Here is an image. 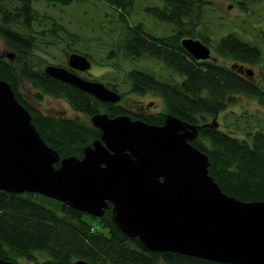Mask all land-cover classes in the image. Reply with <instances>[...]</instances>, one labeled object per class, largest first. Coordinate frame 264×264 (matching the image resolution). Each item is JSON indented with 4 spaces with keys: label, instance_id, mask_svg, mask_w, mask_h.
Instances as JSON below:
<instances>
[{
    "label": "trees",
    "instance_id": "obj_1",
    "mask_svg": "<svg viewBox=\"0 0 264 264\" xmlns=\"http://www.w3.org/2000/svg\"><path fill=\"white\" fill-rule=\"evenodd\" d=\"M45 1L51 5L58 3L64 6L73 2ZM157 1L162 4L145 8L144 11L172 25L171 35L158 38L143 33L141 26H127L123 42L124 54L131 58L147 55L165 64L172 73H181L186 78L184 84L179 85L175 81H160V78L149 72L131 70L126 73L130 92H150L151 95L161 97L169 115L193 125L202 122L204 125L198 127L197 139L191 141V144L207 156L208 176L213 178L220 190L240 202H263L264 129L237 138L205 122L209 116L215 118L217 110L231 103L233 95L244 93L258 97L264 92L243 80L231 67L224 68L208 61L194 63L189 53L179 44L182 36L195 37L202 43H208V37L200 33V29L205 26L202 16L204 8L208 6L207 0ZM13 2L11 6H2L0 0V40L2 46L14 54L11 59H4L5 56L0 55V78L11 85L16 101L30 112V121L48 147L55 149L61 159L72 155L81 158L82 148L100 137L99 129L72 118L37 111L19 91L22 82L28 83L36 91V101L42 94L55 99L62 98L72 110L85 114L88 119L97 112L107 113L112 118L123 114V111L113 103L100 102L91 94L46 75L44 69L38 67L32 59L35 57L36 38L16 28L21 25L31 29L34 22L39 24L40 12L31 6L32 0ZM102 2L110 5L127 24L126 17L133 0ZM50 25L52 29L45 27L37 33L42 36L45 33L55 35V31L62 28L52 20ZM212 50L222 58L245 65H255L263 56L257 45L244 42L231 33L219 38ZM111 88L117 90L113 85ZM43 197L46 196L0 190V259L17 264H77L81 260L93 264H221L174 252L147 250L136 237H126L112 223L111 204L100 218H94L55 199H51V209L40 204L39 198ZM91 221L99 225L97 231ZM102 228L106 230L105 233Z\"/></svg>",
    "mask_w": 264,
    "mask_h": 264
},
{
    "label": "water",
    "instance_id": "obj_2",
    "mask_svg": "<svg viewBox=\"0 0 264 264\" xmlns=\"http://www.w3.org/2000/svg\"><path fill=\"white\" fill-rule=\"evenodd\" d=\"M180 42L195 59L210 57L198 39ZM0 55L14 58L5 47ZM67 57V68L90 69L85 56L72 52ZM43 69L100 102L120 100L102 82L78 77L73 70L53 64ZM16 100L11 85L0 78V190L46 196L94 218L111 204L116 228L149 251L221 264H264V201L240 202L217 187L208 176L207 156L191 144L198 125L169 114L164 124L151 126L97 112L89 119L100 137L82 148L81 158L61 159ZM0 264L17 263L0 259Z\"/></svg>",
    "mask_w": 264,
    "mask_h": 264
},
{
    "label": "rangeland",
    "instance_id": "obj_3",
    "mask_svg": "<svg viewBox=\"0 0 264 264\" xmlns=\"http://www.w3.org/2000/svg\"><path fill=\"white\" fill-rule=\"evenodd\" d=\"M13 1L1 0V5L11 6ZM206 2L208 6L204 8L205 13L202 16L205 26L200 29V33L208 37L206 44H211L213 47L219 38L231 33L244 42L257 45L263 56L261 64L257 67L252 66L251 69L254 71L253 80L264 92V0H207ZM160 4H162L161 1L157 0H133L132 8L128 10L126 24L125 20L119 17V13L102 0H73L65 6L58 3L51 5L45 0H32L31 6L40 12V25L34 22L33 30L23 28L21 25L16 27L13 24V26L22 33L32 34L36 38L35 57L32 59L39 65L38 67L44 68L48 64L66 65L68 54L83 53L90 60L91 70L88 73L83 72L82 77L97 80L107 87L111 85L116 87L123 97L121 106L124 105L133 110L139 100H145L149 103L154 101L158 109L162 110L161 99L150 93L142 98L134 95L131 96L132 100L127 98L130 96V86H128L126 73H130L131 70L149 72L160 80L170 83L176 81L175 73H172L165 64L159 63V60L147 55L141 58L128 57L124 54L123 48L124 33L128 31L127 26L131 28L141 26L143 33L148 35L152 33L158 38L171 35L172 25L159 21L156 16L148 15L144 11L145 8L158 7ZM51 20L62 26L55 31V35L45 33L42 36L37 33L45 27L52 29ZM2 45L0 40L1 48H3ZM219 56L215 52L212 54L213 58H220ZM220 59L227 61L228 66L233 62L222 56ZM215 63L219 65L221 61L216 59ZM19 91L35 106L37 111L57 117L65 115L63 117L76 118L79 122L90 124V119L85 114L72 110L64 99H55L50 95L42 94V97L36 101L34 98L36 91L24 81ZM233 96L234 100L229 102L222 114L215 118L209 116L205 123H212L225 134L235 135L237 138H243L249 132L264 129V94L255 97L237 93ZM39 201L40 204L53 208V201L50 198H39ZM91 223L97 231L99 225L93 221ZM102 231L106 232L103 228ZM21 264L29 263L21 262Z\"/></svg>",
    "mask_w": 264,
    "mask_h": 264
},
{
    "label": "flooded vegetation",
    "instance_id": "obj_4",
    "mask_svg": "<svg viewBox=\"0 0 264 264\" xmlns=\"http://www.w3.org/2000/svg\"><path fill=\"white\" fill-rule=\"evenodd\" d=\"M149 35H151V36H154V35H152V33H149ZM188 38L189 36H182V38ZM182 38L181 39H179V42H180V40H182ZM191 38V37H190ZM193 39H195V37H192ZM191 38V39H192ZM197 39V38H196ZM202 43V42H201ZM180 45H181V47H183L182 46V44H181V42L179 43ZM202 44H205V45H207L206 43H202ZM208 46V49H209V51H210V57L209 58H207V59H204V60H201V59H195L194 57H192L191 55H190V53H189V55L191 56V58H192V60H194V63L196 62H199V63H203V62H205V61H208V62H212V63H215L216 62V59H219L220 61H221V63L219 64V65H221L222 67H226V68H229V67H231L232 68V64L233 65H236L237 63H231V65L230 66H228V64H227V61H223L222 59H220L221 58V56H219L215 51H213L212 50V46H211V44H208L207 45ZM184 48V47H183ZM185 49V48H184ZM186 51V50H185ZM213 52H215V54H217L220 58H213L212 57V54H213ZM4 59H8V58H6V57H4ZM68 59V58H67ZM88 60H89V58H88ZM90 61V60H89ZM226 63V64H225ZM223 64H225L224 66H223ZM261 64V62H259V63H256L255 65H253V64H243V63H240V64H237V66H236V68H234V69H232V70H234V72H237L242 78H243V80H246V81H248V82H250L251 84H253L254 85V87H256L257 89H258V87H259V85H258V83H256L254 80H253V74H254V71L251 69V67L253 66V67H257L258 65H260ZM60 66H62V67H64L65 69H69V70H73V69H71V68H67V66H68V61L66 62V65L64 64H59ZM199 66V65H198ZM241 69V70H238V69ZM91 70V66H90V69L88 70V71H79V72H76V70H73V71H75V73L78 75V77L81 75V77H82V73L83 72H86V73H88L89 71ZM79 73H80V75H79ZM175 83H177V84H184L183 83V81L185 80V78H186V75H182L181 73H175ZM83 78H85V77H83ZM88 80V79H87ZM90 80H92V79H90ZM253 80V81H252ZM160 81H164V80H160ZM23 83V82H22ZM111 87H112V85H111ZM111 87H108L109 89H112ZM116 92H118L117 90H116ZM148 93H150V92H145V93H143V94H139V93H137V92H133L132 91V93L130 92V96L129 97H127L128 99L130 98L131 100H132V98H131V96L132 95H134V96H137V97H140V98H142L144 95H146V94H148ZM118 95H119V97H120V100L119 101H117V102H115V103H113V104H115L117 107H120L121 108V110L123 111V114H121V115H119V116H123V115H126V116H128V117H130V119H131V121H133V120H140L141 122H145V123H148V124H150L151 126H155V125H161V124H164V121H165V118H166V114H168L167 112H166V110H165V105H163V101H162V99H161V97H159V96H157V97H159L160 99H161V101H162V103H161V105H163V109L161 110V109H158V106L155 104V102L153 101L152 103H149V102H147V101H145V100H143V101H138V104H135V108L133 109V110H130V108H127V107H125L124 105H122L121 106V102H122V96L118 93ZM151 95V94H150ZM156 96V95H155ZM59 99H62V98H59ZM111 104H112V102H111ZM227 106H228V104L226 105V107L225 108H222V109H220V110H217L215 113V117H217L219 114H222L225 110H226V108H227ZM70 107V106H69ZM46 114V113H45ZM62 116H65V115H62ZM114 117V116H113ZM208 117V116H207ZM65 118H67V117H65ZM67 119H69V118H67ZM73 119H75V120H77L76 118H73ZM91 125V124H90ZM198 126H202L203 125V123H201V122H199L198 124H197ZM100 131V130H99ZM101 134V133H100Z\"/></svg>",
    "mask_w": 264,
    "mask_h": 264
}]
</instances>
